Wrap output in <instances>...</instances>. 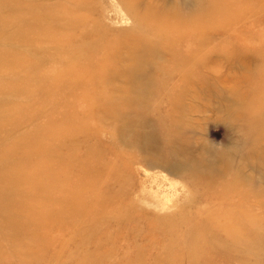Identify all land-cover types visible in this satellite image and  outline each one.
<instances>
[{
    "label": "rangeland",
    "instance_id": "374dc122",
    "mask_svg": "<svg viewBox=\"0 0 264 264\" xmlns=\"http://www.w3.org/2000/svg\"><path fill=\"white\" fill-rule=\"evenodd\" d=\"M75 1L77 0H0V50H11L10 47L14 45L7 33L18 17L30 28L33 27L31 29L55 25L65 28L68 25L65 24V18L69 13L57 20L53 17L55 15L51 18L48 15L58 7L72 9V4H77ZM84 1L73 7L78 12L87 14L89 18L76 20L74 34H68V38L76 35L78 39L75 37L71 44L35 42L24 47L20 43L22 49L29 51L33 56V63L36 62L35 56L44 62L34 70L35 74L46 72L52 67L71 69L76 66L79 71V64H86L85 62L90 60L92 54L88 50L93 46V43H82L89 41L86 35L93 36L94 30L95 33L100 32V35H96V40L116 46L109 56L115 55L120 61L123 60V67L126 69L136 65L133 57L125 60L129 50L133 48L135 52L137 46L127 44L128 42H137L144 37L143 34L152 35L151 39L164 35L167 41L171 42L186 31L175 28L165 31L164 24L160 23L165 19L164 15L170 19L169 16L176 12L175 9L169 10V13H161L160 21L151 18L147 10L149 4L141 7L145 1L153 5H164L165 0ZM167 1H171L168 3L170 8L179 6L178 11L184 18L196 17L195 20L207 25L197 31L190 28L187 33L191 40L189 44L182 42L178 46L162 47L164 60L159 53H154L153 56L147 54V51L152 49L151 46L146 44L139 47L136 61H140V56L141 59L143 55L148 57L150 62H141L148 72L166 64L167 77L156 74L158 77L155 76L153 83L156 88L162 86L157 88L160 91L158 94H153L151 98L137 97L142 106L136 114L128 112L134 115L128 119L127 131L118 132L114 123L102 126L101 130L96 131L92 127H97L98 123L103 125L101 113H107L100 105L106 98L102 93L95 94L94 97L80 96L78 100L72 99L68 103V110L75 109V112L72 115L74 117L68 121L69 124H66V128L72 125L77 129L86 125L90 129L88 138L82 134H77L76 137L71 134L70 138L74 140L71 144L78 150L72 146L63 150L60 148V143L64 140L61 133L64 125L57 122L55 126L60 131L57 141L51 142V145L41 152L33 143L34 153L30 151L28 158H25L23 148L7 149L8 142L22 141L26 131L35 132L41 126L44 127V115L52 112L53 107L42 104L37 98L28 99L23 90L14 89L7 94L0 92V108L7 106L8 102L11 105L14 102H27L28 108L27 114L20 121L22 124L4 129L0 133V157L6 158L0 159V165H20L30 163V160H42L43 165L54 166L57 188L50 196L54 197V200L52 198V201L48 202L46 197L39 194L37 200L36 194L33 193L28 202H35L43 207L44 202L45 207L51 208L55 205L57 196L61 198L64 188L76 194L74 200L77 203L70 217L62 218L61 222L50 223L51 233L47 236L38 234L34 237L35 241L29 236L26 239V234L21 233L18 224L23 221V216L16 213L17 210L12 209L3 215L0 214V224L5 220L12 228L8 233L12 244L8 245L5 241L10 251L21 254L22 247L32 243L39 247L41 252L34 258H24L23 255L16 254L6 257L0 253V264H264V104H255L258 127L242 119L244 111L241 114L236 104L239 100L238 94H244L246 98H256L254 94L257 93L260 100L263 101L264 98V1L232 0L235 9L231 21L229 17L224 19L214 8L205 13L196 10L199 4L209 5L210 8L218 4L224 7L227 3L223 0ZM135 3L137 9H130L129 6ZM225 10L226 8L222 11ZM207 14V17H203ZM226 22L230 23L227 25ZM65 33L59 29V39L64 40ZM69 46L72 47L70 51H59L68 50ZM176 50L192 55L191 60L184 64V69L170 63L171 52ZM54 52L61 53V56L56 59L46 57V54ZM72 54L76 55V59L70 58ZM65 55L69 56L65 58ZM193 63L197 69L196 74L187 77L186 71ZM196 65L200 66L197 68ZM18 73L20 74L17 75L22 77L29 75L31 71ZM106 73L112 74V70ZM252 77H255L257 82ZM30 85L34 86V82L31 81ZM61 94L64 100V93ZM183 99L184 103L192 106L193 111H188L192 116H186L187 121L189 120L184 123L186 129L182 128L175 143L189 146L191 152L201 160V166L198 171L176 174L158 167L161 165L154 166L150 163L169 165L166 158L171 154L163 147V138L167 137V134L163 128L164 123L161 124L162 127L157 119L161 116L166 126L171 128L173 125L168 122L173 113L180 112H173L169 102H182ZM58 100L57 98L56 101ZM134 103L132 102V105ZM135 127L147 132L152 139L135 143V139H139ZM154 133L156 136H153ZM159 148L162 149L160 153L156 151ZM55 149L59 151V157L55 154ZM91 150L94 154L89 156L87 152ZM35 154L38 155L36 158ZM187 154V151H183L179 154L183 157L178 158L185 159ZM130 157L136 159H129ZM71 160L74 163L70 167ZM116 165L118 174L122 175L124 180L120 178L117 183L108 181L111 183L108 184V170ZM65 172L71 174L67 180L68 184L62 179ZM204 173L213 174L216 178L215 185L219 187L217 193L223 191L227 184L238 180H241L240 184L248 182L251 192L249 195L229 194L223 198L220 194L205 192L207 185ZM89 174L92 177L89 180L81 178ZM191 176L195 178V185L199 189L197 191L193 188ZM29 177L30 175L26 174L25 179ZM80 178L82 180L79 181ZM21 179L23 176L19 178L20 181ZM39 187L40 190L41 186ZM129 205L138 207L131 219L122 211L123 208L129 210ZM119 212L123 215H118ZM239 214L251 218L250 223L257 231V236L251 240L252 250L240 247V252H232L229 249L230 232L235 228L244 230L242 222L236 219ZM3 216H6V219H3ZM64 222L66 227L62 228ZM4 226L7 225L4 223ZM32 227L36 228L35 224H32ZM61 228L64 230H60ZM2 230L3 228H0L3 233ZM210 230L214 236L207 235ZM192 233L202 238L201 243L194 240ZM29 234L33 237L35 231L32 230Z\"/></svg>",
    "mask_w": 264,
    "mask_h": 264
},
{
    "label": "bare ground",
    "instance_id": "6f19581e",
    "mask_svg": "<svg viewBox=\"0 0 264 264\" xmlns=\"http://www.w3.org/2000/svg\"><path fill=\"white\" fill-rule=\"evenodd\" d=\"M85 1L88 2V0ZM75 2H77L76 5L79 6V4L83 2V0H81L80 2L79 0H77ZM165 2L166 3L164 5H161V3L153 5L145 1L141 4V7L146 6V3L149 4L147 10L148 13L151 14L152 16L151 18L155 20L158 19L160 21L161 19L159 16L161 15V13H166V12L169 13V10L175 9L176 12L175 13L173 12V14L169 16L170 19H168V17L164 15L165 19H162L160 23L164 24L163 26L165 28V31L167 29L171 30L174 28L178 30L186 29V31L183 33V35H180L178 38H176L174 41L171 42L167 41L164 35H159L158 38L151 39L152 35L150 34H149L150 36L143 34L144 37L138 39L137 42L135 41L128 42L127 44L130 45L137 44L135 48V52L133 51V48H131L129 50L128 57L125 59V60H130L131 57H133V60L135 61L136 65L134 66V68L131 69L124 68L123 66L125 65L123 63V60L120 61V59H118V57H116L115 55H112L111 57L109 56L110 51L114 49L116 46L112 43H106V41L103 40H96V35H100V32L95 33L94 30L93 36L86 35L89 41L82 43V44L93 43V46L90 50H88V52L92 54L90 60L84 57V59L88 61L85 62L86 64L83 63L79 64L80 66L79 71H77L76 66L71 69L68 68L58 69L52 67L46 72L43 71L35 74L34 70H36V68L40 65V63L44 64V62L35 56L36 62L33 63L32 62V60L34 59L33 56L29 51L23 50L20 43H22L24 47H26L25 45L35 42H47L54 45L68 43L69 45L70 42L74 41L75 37L78 39V36L76 35L72 38L70 37L68 38V34L70 35L74 34L76 20L77 19L85 20L88 19L89 16L85 13H82L81 11L78 12L73 7L76 6L73 5L75 4L73 3L72 9H70L71 7L70 8L58 7L54 12L48 15V17L50 18L53 15H55L53 17L57 20L59 18H62L63 15L69 13V16L65 18V24H68L65 28L64 27L60 28L58 25H55L52 27H46V28L41 27L40 29H31L33 27L30 28L28 24H26L24 21H21L22 19L18 17L17 22H15V24L12 26V29L9 30V32L7 33L8 37L12 38L14 45L10 47L11 50H7V49L4 50V48L0 50V92L7 94L14 89L23 90L28 95L27 96L28 99L37 98L39 102H42V104L51 105V107H53L52 108L53 111L48 112L44 115L45 117L44 127L41 126L35 132L31 130L26 131L23 135L24 139L22 141L8 142L9 146L7 147V149L23 148L22 151L26 153L25 158H28L30 151L34 153V151L32 150L34 148L33 143H35L37 149L40 152L43 151L45 148L51 145V142L57 141L60 135V131L57 130V126L55 125L57 122H60L62 126L64 125L63 129L61 130V133H63L62 136L64 140L61 141L60 148H62L63 150V148L67 146H72L77 151L78 148L71 144V142L74 141L70 138L71 134L74 137H76L77 134H82L85 138H88L89 137L88 132L90 131V129H88L86 125L77 127L76 129L71 124H70L71 127L66 128V124H69L68 121L74 117L72 115L73 112H75V109L69 111L67 105L70 102V100L72 99H73L72 101L78 100L80 96H84V95L94 97L95 94L102 93L106 98L103 99V101L100 104L103 107V110L107 112L106 114L101 113L100 118L103 122V125L98 123L97 127H92V128L98 131L101 130L102 126H107L111 123H114L115 127H118L117 130L118 132L126 130L127 123L129 122L128 119H130L132 115L140 112L139 108L142 106V104L140 103L137 97L146 96L151 98L153 94H158V92L160 91L157 88L160 89V87L162 88V86L156 88L153 81L156 77H158L156 76V74L158 73L160 75L165 76L166 67H167L166 64H164L158 66L155 70H153V72H148V70H145L141 62L142 61L150 62V61L148 57L144 55L142 59L140 56L139 62L136 61L137 60L136 53H138L137 51L140 50L139 47L144 46L146 44L151 46L152 49H149L147 51V54L149 56H153L154 53L156 54L159 53L162 57V60H164L162 56L163 53L161 52L162 47L170 46V45L178 46L182 42H184L185 44H189L191 40L190 37L187 35V33L190 32V28L193 29L194 31H197L204 29V27L207 25V23L201 24L199 21L195 20L196 17H194L193 19L184 18L178 11V9L180 8L179 6L175 5L174 7L172 6L173 8H170L168 3L169 2L171 3V1L165 0ZM223 2L227 3L226 6L224 7H222L220 4L215 5V3H214L215 6L214 7L212 6L211 8L209 5L204 6L199 4L196 10H198V12L200 13H205L214 8L217 11V13L223 16L224 19L229 17L230 18L229 21H231L233 19L232 16H233V11L235 9L234 3H232V0H223ZM135 5L136 3L131 4L129 8L130 9L134 8L136 10L137 6ZM16 8L18 9V7ZM224 8H226L225 10L226 12L222 11ZM180 11L182 10L180 9ZM207 16L208 14L203 15V17H207ZM220 19L222 21V18ZM226 23L228 25L230 22H226ZM25 28H27V30ZM59 29H61L62 32L64 33L67 32L63 36L64 40L59 39L60 37L57 35ZM54 48L55 50H57L56 47ZM71 48L72 47L69 46L68 50H59V51L66 52V51H70ZM60 56L61 53L59 52L46 54V57L48 59H56L59 58ZM67 56L69 55H65V58H67ZM191 56L192 55L188 52H181L179 50H176L171 52L170 63L176 65L177 67L181 66L184 69V64L191 60ZM70 58L76 59V55L72 54ZM202 62L203 61H201V63ZM194 66L195 64L193 63V66L187 69L186 71L187 75L186 73H184L187 77L196 74L197 69H195ZM196 66L198 68L200 65L199 66L196 65ZM108 70L110 71L112 70V74H107L106 72ZM27 71H31V73L29 75H25L22 77L20 75H17L20 74L18 72L24 73ZM170 75L171 74H169V76ZM166 77L167 76H165V78ZM252 79H254L255 82H257V79L255 77H252ZM185 80L187 79H184V81ZM31 81L34 82V86L30 85ZM262 89H264L263 85H262ZM61 92L64 93V100L62 98ZM51 93L53 94V96H50ZM168 95H170V93ZM180 95H182V93H180ZM254 95H256L257 99L254 96H251L252 98H246V95L238 94L237 96H239L238 98L239 100L236 101L237 102L236 104H238V108L240 109L241 114L244 111V114L242 115L243 117L242 119H245L249 124L253 123L255 126L258 127V119H256L255 104L256 103H258L259 105L264 104V98L262 101L259 99L257 93ZM167 97L170 98V96ZM57 98L59 99L58 101H56ZM132 102L135 103L132 105ZM184 102H185L184 99L182 100V102L180 101L169 102L170 108H172L173 112L176 111L180 112L179 114L173 113L172 119L168 122L173 125L171 128H168L166 126L161 116H159V118L157 119V122L160 125L164 123V127L162 125L161 126L164 128L165 133L167 134V137L163 138V147L166 149V151L169 154H171L166 158L168 159L169 165L166 166L163 163H158V162L150 163L154 166L161 165L158 167H161L166 170H171V172L172 171L176 172V174L183 173L185 171H195V170L198 171L200 170V166H201V160L191 152L189 146H187L188 147L187 148L185 145L175 143L176 138L180 134L179 132L182 131V128L183 130L186 129L184 123L185 122L187 123L189 121V120L187 121L186 116L188 117L192 116L190 114L191 111H193L191 109L192 106ZM26 103L27 102L24 103L14 102L11 105V103L8 102L7 106L0 108V133H2V130L4 129L16 127L22 124L20 121L23 120L24 116L28 112ZM133 109L135 110L133 111ZM188 111H190V113ZM128 112H132L134 114H130ZM135 133L139 137V139H135V143L152 139L147 132H145L144 130L138 127H135ZM153 136H156V133H154ZM124 140H126V138H124ZM156 151L160 153L162 149L159 148L156 149ZM183 151L188 152L187 156L184 157L185 159L178 158L182 156L179 154H181ZM54 152L59 157V151L55 149ZM87 154L90 156L93 155L94 152L93 150H91L90 152L88 151ZM37 156L38 155H36L35 158ZM150 156H154V155H150ZM0 159H6V158L0 157ZM129 159H136V157H130ZM30 163L25 162L20 165H16L12 163H3L0 165V214L3 215L8 210H12V209L17 210L16 213H19L20 215L23 216V221L18 224L21 228L20 229L21 233L26 234L25 235L26 239L29 236L30 238H33V240L35 241L36 238L34 237H36L38 234H39L38 236H47L49 233H51L50 223L52 222L56 223L58 221L61 222L62 218L70 217L73 213L74 207L77 206V203L74 200L76 194L70 192L68 189L65 190L64 188L62 190L63 193L60 195L61 198L57 196L58 199H55L54 202L55 205H53L51 208L45 207L46 204L44 202H43L44 207L40 206L35 202L34 203L28 202V199L30 200L33 193L36 194L37 200H39V195H40L42 197H46L45 200H47L48 202H51L52 198L54 200V197L52 198L50 197L51 193L56 192V188H57L54 166L43 165L42 160H35V161L30 160ZM73 163H74L73 160H71L69 166L71 167ZM62 164H65V162H62ZM34 165H36L38 168H36V166ZM92 170L93 167L91 168V172ZM103 171L105 172V170ZM26 174L30 175V177L27 179H25ZM197 175L201 176L200 173H197ZM21 176H23V179H21L20 181L19 178ZM70 177H71L70 172H65L62 175V179L66 184H68L67 180H69ZM205 177L206 178L204 180H205V184L207 185V187L205 188V192H208L210 194L212 192L216 194H220L222 195L221 198L229 194L239 195L246 193V195H249L251 192V188L249 187L248 182L244 184H240L241 180H238L234 183L227 184L223 191L217 193L216 190H219V187H216L217 185H215L216 178L214 177V175L205 174ZM81 178L82 179L86 178V180H89V178L92 177L89 174ZM81 178L79 179V181L82 180ZM120 178L123 179L122 175L118 174V165H116L115 167H111L108 170L107 179H106L108 184H111L108 181H114L115 183H117L118 180H120ZM190 178L193 181L192 182L194 186L193 188L196 191L199 190L197 185H195V178L192 176ZM52 179H54V181H52ZM39 186H41L40 190L38 189L40 188ZM77 193H79V191ZM136 209H138V207L136 208L133 205H129V210L123 208L122 211L129 219H131L132 215L135 216L136 212L138 211V210L136 211ZM118 215L122 216L123 213L119 212ZM2 218L6 219V216H3ZM236 219L242 222L241 226H244V230L240 231L239 229L235 228L233 231L230 232V236H231L229 242L230 251L240 252L241 250L238 249L240 247H245L248 250H252L253 247L251 244V240H254V238L257 236V231L254 230L251 226L250 223L251 218H249L245 214H239L238 216H236ZM63 221L64 220H62V222ZM170 221L172 222L173 220L170 219ZM2 222L3 223L0 224V228L1 229L3 228L2 230L3 233L0 232L2 238V240H0V253H2L6 257L13 254H16L18 256L23 255L24 258L27 256H33L34 258V257H38L41 254V252H39V247L37 246L35 247L34 244L32 245V243L27 244L25 247H22L23 252H21V254H17L15 252L10 251L6 246V243L8 245L12 244L11 241H9V237H8L9 230H11L12 228L10 227V224L7 221L3 220ZM43 222L44 224L42 225ZM4 223L7 226H4ZM32 224H35L36 228H33ZM45 226H48L49 229L46 228ZM65 227H66V223L64 222L62 228ZM4 228L7 229L4 230ZM62 228L60 230H64ZM32 230L35 231V235L33 237L32 235L29 234L30 231ZM192 235L195 241L201 243L202 238H199V236L196 233H192ZM207 235L214 236V233L212 230H210L207 233ZM43 247L45 246L43 245ZM40 251H41V247H40ZM97 255L98 253H96V256ZM70 258H74V257L70 256ZM81 263H82V259H81ZM5 264L8 263L6 262Z\"/></svg>",
    "mask_w": 264,
    "mask_h": 264
}]
</instances>
